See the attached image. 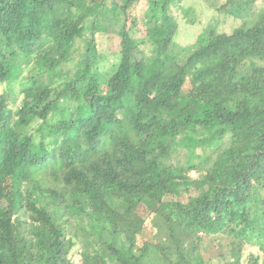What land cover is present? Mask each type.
<instances>
[{"label":"trees","instance_id":"16d2710c","mask_svg":"<svg viewBox=\"0 0 264 264\" xmlns=\"http://www.w3.org/2000/svg\"><path fill=\"white\" fill-rule=\"evenodd\" d=\"M259 2L224 0L241 24L182 46L181 0H0V264H208L204 241L259 264Z\"/></svg>","mask_w":264,"mask_h":264},{"label":"rangeland","instance_id":"374dc122","mask_svg":"<svg viewBox=\"0 0 264 264\" xmlns=\"http://www.w3.org/2000/svg\"><path fill=\"white\" fill-rule=\"evenodd\" d=\"M224 0H181V9L173 11V15L177 18L178 28L174 35V41L182 46L197 44L203 40L207 33L211 30L216 32L230 33L234 28L238 27L242 19H235L231 16H226L224 13L215 10ZM264 11V0L259 2ZM182 10L187 12L186 20L182 15ZM99 51L102 59L100 62L101 69L107 68L116 58V49L113 43L102 37L99 45ZM69 67V65H68ZM22 77L19 82H24V78L28 75L30 67H25ZM5 88V85H0V91ZM13 89L17 93V84H13ZM23 95L19 94L15 108L19 107L23 101ZM198 250L204 254L210 252L213 255L208 264H230L233 259L229 255L228 247L225 245L217 246L215 243L204 241L198 245ZM221 253V255H219ZM252 253L259 256V264H262L264 257L259 250V246L255 239L249 240L242 248V260L247 254ZM71 260L74 263L80 262V248L75 247L71 253ZM243 263V261L241 262Z\"/></svg>","mask_w":264,"mask_h":264}]
</instances>
